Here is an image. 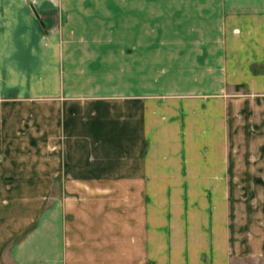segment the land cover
I'll list each match as a JSON object with an SVG mask.
<instances>
[{"label": "crops", "instance_id": "1", "mask_svg": "<svg viewBox=\"0 0 264 264\" xmlns=\"http://www.w3.org/2000/svg\"><path fill=\"white\" fill-rule=\"evenodd\" d=\"M249 258L264 0H0V264Z\"/></svg>", "mask_w": 264, "mask_h": 264}, {"label": "rangeland", "instance_id": "2", "mask_svg": "<svg viewBox=\"0 0 264 264\" xmlns=\"http://www.w3.org/2000/svg\"><path fill=\"white\" fill-rule=\"evenodd\" d=\"M17 241H19V239ZM232 264H264V258H249L244 262L236 260L235 263L233 262Z\"/></svg>", "mask_w": 264, "mask_h": 264}]
</instances>
